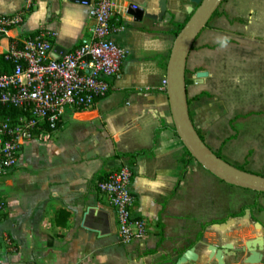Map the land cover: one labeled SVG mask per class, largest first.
I'll list each match as a JSON object with an SVG mask.
<instances>
[{
  "label": "crops",
  "instance_id": "obj_1",
  "mask_svg": "<svg viewBox=\"0 0 264 264\" xmlns=\"http://www.w3.org/2000/svg\"><path fill=\"white\" fill-rule=\"evenodd\" d=\"M147 1L157 13L158 0H116L114 23L124 29L115 39L128 53L109 93L90 108L68 109L56 130L25 141L17 165L0 176V264H178L192 248L198 260L182 264H207L209 245L242 247L264 237V193L211 174L173 130L163 81L193 5L167 0L166 18L134 20L129 6ZM29 5L23 25L2 37L0 54L11 39L42 28L57 33L53 58L91 36L94 22L77 2L0 0V14ZM186 83L206 144L264 176V0L223 1L193 45ZM122 165L132 167V210L146 227L144 239L130 244L120 241L116 210L98 189ZM246 209L252 222L239 219ZM230 218L237 221L227 231L214 226ZM247 255L226 257V264H243Z\"/></svg>",
  "mask_w": 264,
  "mask_h": 264
},
{
  "label": "built area",
  "instance_id": "obj_2",
  "mask_svg": "<svg viewBox=\"0 0 264 264\" xmlns=\"http://www.w3.org/2000/svg\"><path fill=\"white\" fill-rule=\"evenodd\" d=\"M94 22L91 36L58 58L52 57L57 33L42 28L11 42L3 54L11 69L0 73V176L15 167L25 141L56 130L68 109L76 111L95 105L111 89V80L120 76L127 51L115 39L124 29L114 23L116 0H83ZM27 9L0 14V41L11 29L23 25ZM167 80L163 81L166 90ZM14 107L17 114H1ZM133 170L122 165L98 183V189L115 208L119 238L123 244L141 241L145 221L135 216L136 202L131 184ZM5 203L0 194V217Z\"/></svg>",
  "mask_w": 264,
  "mask_h": 264
},
{
  "label": "water",
  "instance_id": "obj_3",
  "mask_svg": "<svg viewBox=\"0 0 264 264\" xmlns=\"http://www.w3.org/2000/svg\"><path fill=\"white\" fill-rule=\"evenodd\" d=\"M66 1L81 2L83 0ZM189 1L193 5L188 9L190 18L175 38L166 70V94L175 132L193 159L211 174L229 185L257 193H264L263 175L241 169L227 162L221 156H218L201 138L193 124L187 96V61L197 37L208 25L224 0ZM157 6V13L148 12V1L141 5L131 4L128 11L136 21H141L143 18L153 20H162L166 18L168 16L167 0H158ZM55 50L57 53L60 52L59 48ZM67 53L68 51L62 52L59 55L62 57ZM199 75L204 74L201 73ZM239 219L245 222H252L251 210L246 209L245 214L239 217ZM236 221V218H230L214 226L222 232H225L230 229ZM255 225L256 228H261L259 222H255ZM207 252L209 255L207 264H211V260L214 258L217 260V264H226V257L238 260L241 259V256L245 253H248V255L243 259V264H264V237L257 236L251 240H247L242 247H235L234 244L231 243L223 244L220 248L209 245L207 247ZM197 260L198 256L195 254L194 248H192L178 260V264Z\"/></svg>",
  "mask_w": 264,
  "mask_h": 264
},
{
  "label": "trees",
  "instance_id": "obj_4",
  "mask_svg": "<svg viewBox=\"0 0 264 264\" xmlns=\"http://www.w3.org/2000/svg\"><path fill=\"white\" fill-rule=\"evenodd\" d=\"M190 18V17H189ZM189 20V19H188ZM187 20V21H188ZM186 24V23H185ZM181 25L180 27H178V30L176 31V35L180 32V30L183 28V26L185 25ZM14 40L11 39V42H13ZM11 62H9L6 58H5V55L3 53L0 54V73L2 72H6V71H9L11 69ZM19 112L18 109L14 108V107H9V108H3L1 110V114L5 115V114H11V115H14V114H17ZM173 130L175 132V128L173 126ZM176 133V132H175ZM200 134V133H199ZM201 138L204 140L203 136L200 134ZM205 141V140H204ZM189 157L191 159H193V157L190 155V153L187 151ZM218 156H221L219 153H216Z\"/></svg>",
  "mask_w": 264,
  "mask_h": 264
},
{
  "label": "rangeland",
  "instance_id": "obj_5",
  "mask_svg": "<svg viewBox=\"0 0 264 264\" xmlns=\"http://www.w3.org/2000/svg\"><path fill=\"white\" fill-rule=\"evenodd\" d=\"M49 130L47 129L45 132H48ZM40 134H41V132H40ZM39 134V135H40ZM44 134V133H43ZM222 135H224V134H222ZM225 135H229V134H225ZM208 145V144H207ZM215 153H219L218 152V150H215L214 148H212L211 146H209ZM224 159V158H223ZM225 160V159H224ZM239 191L241 190L242 191V189H238ZM248 192V194H256V193H252V191H247ZM227 210H229V208H224V211H227Z\"/></svg>",
  "mask_w": 264,
  "mask_h": 264
}]
</instances>
